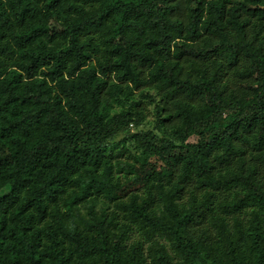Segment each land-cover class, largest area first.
<instances>
[{"label": "trees", "instance_id": "1", "mask_svg": "<svg viewBox=\"0 0 264 264\" xmlns=\"http://www.w3.org/2000/svg\"><path fill=\"white\" fill-rule=\"evenodd\" d=\"M0 264H264V0H0Z\"/></svg>", "mask_w": 264, "mask_h": 264}]
</instances>
